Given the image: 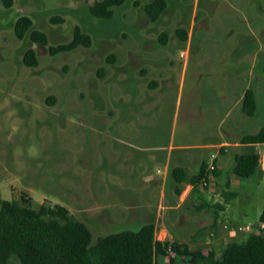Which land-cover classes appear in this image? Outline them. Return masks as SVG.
<instances>
[{
    "label": "rangeland",
    "instance_id": "obj_1",
    "mask_svg": "<svg viewBox=\"0 0 264 264\" xmlns=\"http://www.w3.org/2000/svg\"><path fill=\"white\" fill-rule=\"evenodd\" d=\"M95 1L14 0L6 7L0 0V198L17 199L35 210L44 203L62 205L90 226L93 242L111 232L139 230L159 215V182L140 181L134 169V178L124 181V159L146 152L133 143L166 144L173 127L178 142L186 125L195 131L201 127V111L185 117L187 98L193 88L200 109L216 99L220 86L210 78L218 75V64H253L258 47L255 64H264V0H168L157 21L145 10L151 0H128L110 18L91 13ZM25 14L34 23L19 38L15 22ZM55 15L64 21H52ZM77 24L91 35V45L51 54L50 45L70 41ZM33 29L46 32L48 43L33 41ZM182 29L189 41L179 35ZM29 47L39 57L37 66L24 62ZM146 48L151 49L147 57L141 55ZM148 64H164L169 71V82L153 105L147 99L152 89L145 84L152 70ZM259 99L254 124L264 123V86ZM132 105L136 112L129 116L125 110ZM123 126L141 127L142 142L127 144ZM150 133L154 138L144 139ZM149 166L155 173L164 167L157 161ZM125 184L148 194L128 207ZM249 189L250 215L258 218L264 176L254 178ZM161 217L170 227L167 216ZM10 261L22 264L17 256Z\"/></svg>",
    "mask_w": 264,
    "mask_h": 264
},
{
    "label": "crops",
    "instance_id": "obj_2",
    "mask_svg": "<svg viewBox=\"0 0 264 264\" xmlns=\"http://www.w3.org/2000/svg\"><path fill=\"white\" fill-rule=\"evenodd\" d=\"M189 38L187 37L186 41H189ZM150 50L147 51L146 48L141 55L147 57L146 53ZM259 52H261L260 47L254 50L253 64H218V75L210 78L211 84L220 86L216 99L202 102V109L198 106L193 88L190 89L185 117L190 118L201 111L204 124L196 129L199 137H192V132L196 131L186 125L183 130L184 139L177 142L176 128L173 127L172 137L168 143L145 146L133 143L138 151H146L145 154L136 156L131 154L132 156L124 159L123 175L126 183L134 178L135 172L131 173L133 169L140 173L138 178L140 181L160 183L162 199L157 209L159 215L152 219L156 223L158 239L185 242L192 248L202 249L205 254L214 252L217 256H221L229 242L245 241L251 233L249 230H243L234 234L230 226L251 225L255 231L264 208V200L260 204L259 217H251L253 197L249 187L254 178L261 180L264 176V142H246L243 137L258 132L264 126V123L254 124L253 121L260 111L259 88L264 86V64H255ZM148 65L152 70L145 84L147 89H152V95L147 99L148 103L153 105L159 102L160 93L164 92L161 88L169 82V71L164 64ZM248 88H253L257 100V110L253 115H248L243 109V99ZM134 107L137 106L134 104ZM125 111L129 116L131 111L136 112L133 105L126 107ZM175 118H178L177 112ZM216 118L218 121L214 120ZM215 125L217 128L213 130L212 127ZM141 130L142 128L137 126L121 128L127 144L131 141L142 142L139 140L142 136L138 137ZM154 134H144V139L148 137L153 139ZM251 151L259 155L256 171L250 176L236 174L234 167L237 156ZM212 153L217 154V167L210 173L207 183L205 184L201 179L192 182L190 178L199 174L204 166L208 167ZM155 161L164 166L158 167L156 173L154 168L149 166ZM176 167L185 169V173L181 176H186V180L177 181L174 174ZM157 173H162V177L157 176ZM123 189L124 197L128 199L126 202L128 207L134 206L133 202L139 196L148 194L147 191L139 188L134 190L128 184H125ZM163 214L167 216L170 227L162 222ZM226 224L229 227H226Z\"/></svg>",
    "mask_w": 264,
    "mask_h": 264
},
{
    "label": "trees",
    "instance_id": "obj_3",
    "mask_svg": "<svg viewBox=\"0 0 264 264\" xmlns=\"http://www.w3.org/2000/svg\"><path fill=\"white\" fill-rule=\"evenodd\" d=\"M11 7L14 0H1ZM128 0H96L90 5L93 15L100 18L113 16L115 7ZM168 0H151L145 10L152 21H157L168 7ZM52 21H64L63 16L55 15ZM34 23L30 15H21L15 22L17 37L23 38ZM187 39L185 29L178 30ZM31 38L36 43H48V35L40 29H33ZM164 32L159 41L166 42ZM92 37L84 32L81 25L74 28L70 41L50 45L51 54L71 51L80 45L90 46ZM29 66H37L39 57L34 47H29L23 56ZM243 109L248 115L257 110V100L253 88H248L243 99ZM246 142H264V126L256 133L243 137ZM259 155L254 152L239 154L234 171L240 176L252 175L258 166ZM182 167H176L174 174L178 182L186 180ZM207 174L202 171L193 176L192 182L203 180ZM264 221V208L260 215ZM159 255L169 257L161 261ZM17 256L22 264H264V232L253 231L245 241L234 240L227 244L221 256L214 252L205 254L200 248H192L188 243L162 241L156 237L154 221L143 225L139 230L126 229L99 236L93 242L90 226L69 215L62 205H46L39 210L23 205L17 199L0 198V264H11V257Z\"/></svg>",
    "mask_w": 264,
    "mask_h": 264
},
{
    "label": "built area",
    "instance_id": "obj_4",
    "mask_svg": "<svg viewBox=\"0 0 264 264\" xmlns=\"http://www.w3.org/2000/svg\"><path fill=\"white\" fill-rule=\"evenodd\" d=\"M181 55H184V53L182 52ZM216 156H217L216 153L211 154V160H210L208 167H207V174H206V176L203 177V182L205 184L207 183V180L209 179L210 173L214 172L216 167H217ZM225 226L229 227L228 224H226ZM255 227H256L255 230L264 232V221L259 220V222L257 223V225ZM229 228L231 229V232H233L234 234L236 232L243 231V230H249L252 232L254 229V227L251 225H242V224L233 225L232 227L230 226Z\"/></svg>",
    "mask_w": 264,
    "mask_h": 264
}]
</instances>
